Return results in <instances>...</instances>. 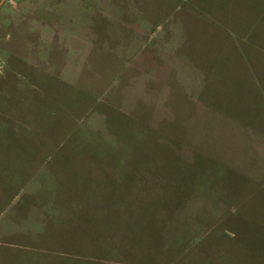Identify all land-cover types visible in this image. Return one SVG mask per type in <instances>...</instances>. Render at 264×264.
I'll use <instances>...</instances> for the list:
<instances>
[{"label": "rangeland", "instance_id": "obj_1", "mask_svg": "<svg viewBox=\"0 0 264 264\" xmlns=\"http://www.w3.org/2000/svg\"><path fill=\"white\" fill-rule=\"evenodd\" d=\"M100 1L0 0V264H264V51L188 18V93Z\"/></svg>", "mask_w": 264, "mask_h": 264}, {"label": "crops", "instance_id": "obj_2", "mask_svg": "<svg viewBox=\"0 0 264 264\" xmlns=\"http://www.w3.org/2000/svg\"><path fill=\"white\" fill-rule=\"evenodd\" d=\"M97 4L102 6L97 7L95 12L102 19L114 21L115 35L124 36L121 26L128 27L129 24L128 51L143 56L136 58V61L143 60L146 66H151V76L155 80L160 82L158 77L163 75L162 69L170 68L178 83L185 86L188 93H196V85L204 83L202 70L195 66L187 54H180L184 52L189 39L184 30L189 22L188 18L192 17L205 26L208 24L210 29L216 27L211 23L222 24L231 32L232 37L239 33L237 30L242 29L244 45L240 46V41L236 42L234 39L231 40L235 44H229L232 52L240 59L244 53L264 51V48H258L264 47L261 37L264 36V0H101ZM259 8H263V11L257 17ZM240 20L244 21V28L236 29L237 21L240 26L243 25ZM123 21L129 23L123 24ZM229 42L230 39L227 43ZM192 67L195 68L196 75H192ZM184 69L190 71L191 75H185L182 72ZM202 91L196 94L201 95ZM157 92L164 94V87ZM168 92L172 93L170 90ZM190 97L197 98L194 94H190Z\"/></svg>", "mask_w": 264, "mask_h": 264}]
</instances>
